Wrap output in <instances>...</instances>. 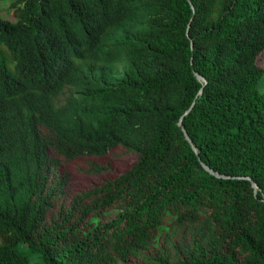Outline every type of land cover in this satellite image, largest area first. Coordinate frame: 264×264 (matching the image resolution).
Wrapping results in <instances>:
<instances>
[{
	"label": "trees",
	"instance_id": "trees-1",
	"mask_svg": "<svg viewBox=\"0 0 264 264\" xmlns=\"http://www.w3.org/2000/svg\"><path fill=\"white\" fill-rule=\"evenodd\" d=\"M0 6V264H264V0Z\"/></svg>",
	"mask_w": 264,
	"mask_h": 264
},
{
	"label": "rangeland",
	"instance_id": "rangeland-1",
	"mask_svg": "<svg viewBox=\"0 0 264 264\" xmlns=\"http://www.w3.org/2000/svg\"><path fill=\"white\" fill-rule=\"evenodd\" d=\"M256 63L260 68H264V52L258 56ZM6 67L14 73V69H12L10 64H7ZM136 158L135 154L128 153L120 147L110 150L104 157L100 158L88 156L66 160L59 157L56 178L62 177L64 179L61 192L65 199V205L67 206L69 200L77 193L90 190L94 186L124 173L135 163ZM92 165L104 167L106 171L99 173L87 172ZM57 204H60V200H57ZM58 205L57 208L59 209ZM52 210L55 213L56 208Z\"/></svg>",
	"mask_w": 264,
	"mask_h": 264
},
{
	"label": "water",
	"instance_id": "water-1",
	"mask_svg": "<svg viewBox=\"0 0 264 264\" xmlns=\"http://www.w3.org/2000/svg\"><path fill=\"white\" fill-rule=\"evenodd\" d=\"M196 76H197V79H198V80H200V81H202V82L205 83V79H204L203 77L199 76L198 74H196ZM191 107H192V106H190L189 109H188L184 114H187V113L189 112V110L191 109ZM182 131H183V135H184L186 141H188V143L190 144L191 149H192L194 152H196L195 146L191 143L190 138L188 137L187 133L185 132V130H184L183 128H182ZM203 168H204L206 171H208L209 173H213L212 170H210L208 167H206V166H204V165H203ZM247 179L249 180V178H247ZM251 186H252L254 189H256V186H255V184H254L253 182H251Z\"/></svg>",
	"mask_w": 264,
	"mask_h": 264
}]
</instances>
